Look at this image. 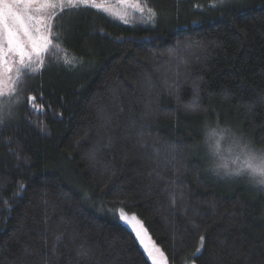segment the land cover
I'll list each match as a JSON object with an SVG mask.
<instances>
[{
    "label": "trees",
    "instance_id": "1",
    "mask_svg": "<svg viewBox=\"0 0 264 264\" xmlns=\"http://www.w3.org/2000/svg\"><path fill=\"white\" fill-rule=\"evenodd\" d=\"M211 2L147 0L155 24L93 8L54 22L82 63L47 55L0 125V264H152L119 209L170 264H264V189L200 150L206 121L264 145V0Z\"/></svg>",
    "mask_w": 264,
    "mask_h": 264
},
{
    "label": "snow or ice",
    "instance_id": "2",
    "mask_svg": "<svg viewBox=\"0 0 264 264\" xmlns=\"http://www.w3.org/2000/svg\"><path fill=\"white\" fill-rule=\"evenodd\" d=\"M106 3L107 0H0V125H7L13 119V107L21 103L19 90L25 83V78L35 76L43 68L51 67L45 65L44 56L65 53L62 57L65 66L82 63L75 56L68 55L57 43L62 34L55 30L60 25L54 22L63 14L82 8L107 12ZM231 3L232 0H212L210 7L218 10ZM138 11L144 23H156L158 13L147 6V0H144L142 7H138ZM122 23L127 24L129 20L123 19ZM56 63L59 65L61 60ZM27 100L35 107L36 96H29ZM40 111H43L42 106ZM116 215L144 246L153 264H163L162 259L154 254V249L145 244L147 229L143 222L135 214L129 217L123 210H119ZM203 242L204 237L201 236L198 254L203 249Z\"/></svg>",
    "mask_w": 264,
    "mask_h": 264
},
{
    "label": "clouds",
    "instance_id": "3",
    "mask_svg": "<svg viewBox=\"0 0 264 264\" xmlns=\"http://www.w3.org/2000/svg\"><path fill=\"white\" fill-rule=\"evenodd\" d=\"M202 140L214 174L245 177L253 187L264 189V145L255 144L220 121L205 122Z\"/></svg>",
    "mask_w": 264,
    "mask_h": 264
},
{
    "label": "rangeland",
    "instance_id": "4",
    "mask_svg": "<svg viewBox=\"0 0 264 264\" xmlns=\"http://www.w3.org/2000/svg\"><path fill=\"white\" fill-rule=\"evenodd\" d=\"M144 4V0H124V2H119V0H107V3L105 5V7L107 8V13H111L113 16L115 17H119L120 19H127L129 20V22L131 23H138V22H143L142 17H141V13L138 11V7H142ZM147 6L149 7V5L147 4ZM146 15V14H145ZM55 24V23H54ZM47 55L43 57V59H46ZM202 145V144H201ZM204 145L200 146V150L203 152V154L206 156L208 154H206V149L205 147H203ZM209 158V157H208ZM208 160V159H206ZM206 163V162H205ZM208 167V166H207ZM209 172H212L210 170V167H208L207 169ZM221 178V177H220ZM225 181L231 183L233 182V180H241V181H245L248 184H250L248 182V180L245 177H234V178H222ZM119 210H123L125 214L129 215V217H131L132 214L131 212H128L124 209H119ZM117 210L116 213L119 211ZM136 217H138V215L135 214ZM139 218V217H138ZM119 220V219H118ZM140 221L141 218H139ZM120 221V220H119ZM143 222V221H142ZM120 223L123 224L122 221H120ZM124 226H126L125 224H123ZM144 225V223H143ZM127 227V226H126ZM145 227V225H144ZM128 228V227H127ZM146 228V227H145ZM130 229V228H128ZM147 229V228H146ZM131 230V229H130ZM144 240H145V244L148 245V247L150 249H154V254L158 257L162 259L163 264H170L168 262L167 256L164 252V250L153 240L151 234L149 233V231L147 230V233L144 236ZM139 241V240H138ZM140 243V242H139ZM141 245V244H140ZM141 247L143 248V250L145 251L144 246L141 245ZM146 255L148 256L147 252L145 251ZM149 258V256H148ZM149 260L151 261V263L153 264V260L149 258ZM195 264V263H192Z\"/></svg>",
    "mask_w": 264,
    "mask_h": 264
}]
</instances>
